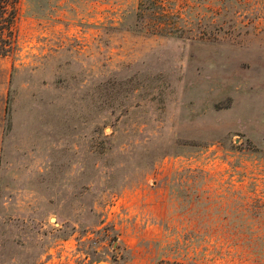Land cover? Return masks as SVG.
Returning <instances> with one entry per match:
<instances>
[{
    "label": "rangeland",
    "instance_id": "374dc122",
    "mask_svg": "<svg viewBox=\"0 0 264 264\" xmlns=\"http://www.w3.org/2000/svg\"><path fill=\"white\" fill-rule=\"evenodd\" d=\"M0 57V264H264V0H19Z\"/></svg>",
    "mask_w": 264,
    "mask_h": 264
},
{
    "label": "trees",
    "instance_id": "16d2710c",
    "mask_svg": "<svg viewBox=\"0 0 264 264\" xmlns=\"http://www.w3.org/2000/svg\"><path fill=\"white\" fill-rule=\"evenodd\" d=\"M19 0H0V57L8 56L16 45L14 23Z\"/></svg>",
    "mask_w": 264,
    "mask_h": 264
}]
</instances>
